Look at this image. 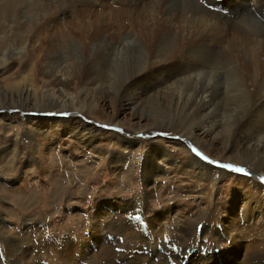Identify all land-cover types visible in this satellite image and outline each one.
Returning a JSON list of instances; mask_svg holds the SVG:
<instances>
[{"label": "bare ground", "instance_id": "obj_1", "mask_svg": "<svg viewBox=\"0 0 264 264\" xmlns=\"http://www.w3.org/2000/svg\"><path fill=\"white\" fill-rule=\"evenodd\" d=\"M180 1L36 0L40 7L23 11L19 7L26 0H0V4L3 3L0 5L1 30L4 28L1 25L8 18L19 14L29 20L31 28L25 34L27 40L22 47L13 45L0 50V70L10 64V54L15 55H11L13 58L27 56L23 60L25 67L33 62L28 74L15 72L9 83H0V113L14 108L51 113L48 119L30 117L27 120L34 128L26 130L25 137L33 142H36V136L54 130L55 126L56 134L52 136L61 134L60 126L65 124L57 118L66 110L91 118L99 117L100 107L110 94L96 91L97 78L89 79V69L92 70V64L100 60H125L133 50L134 62H141L143 67L124 80L121 93L113 98L115 108L130 100L129 106L134 107V101L154 97L156 101L175 109V114L176 109H183L185 118L187 113L198 115L199 123L189 128L186 125L188 129L167 123L164 125L187 141H192L190 144L209 157L215 158L216 150L220 148L221 153L227 155H221L227 163L239 161L251 169L253 176L263 177L264 140L259 135L264 134V0H230L228 3L227 0H204L208 1L204 4L191 0L184 5ZM43 2L45 8L42 7ZM149 2L154 4L152 8L150 6L151 17L143 20L137 12L145 9L143 6ZM6 44L0 47L4 48ZM12 49L19 51L12 52ZM69 52L80 54L84 63V67L73 76L77 78L76 83L84 85V88L78 85L75 92L69 91V74L65 76L66 71L53 66L58 58L72 57L67 56ZM219 98L227 100L220 101L218 105L232 122L226 141L218 133L224 123L221 124L212 115L216 105L214 100ZM117 115L115 109L114 117ZM107 124L120 126L114 122ZM254 124H259L255 126V134L247 132L246 128ZM74 125L66 127V130H76V133L84 130L90 143L92 135L100 132L80 119L75 120ZM140 129L130 127L136 133H141ZM117 138L119 145L125 148L119 158L131 160L128 151L132 142L123 137ZM18 143L14 144L15 151ZM163 143L153 140L146 145L148 162L145 170L153 173L142 177L145 196L152 194L158 185L157 176L164 169L159 163L169 162L174 170L183 168L191 177L210 187L213 203L194 211L191 221L177 225V232L171 233L162 207L153 203L155 206L149 210V201L142 194H134L131 201L125 196L119 199L110 197L109 200L98 195L94 206L96 221L93 230L90 229L91 243L82 247L86 254L82 255L81 263L214 264V261L220 260L221 264H264V227L262 232L254 231L255 226L252 227L253 219H258L264 211L257 208L258 205L264 206V188L258 186L255 192L241 190L220 204L217 185L226 172L204 159H197L181 143L178 146L184 150L185 159L176 157V153L169 154L166 149L169 147L165 148ZM30 148L26 152H31ZM15 151H12L13 157L18 156ZM237 177L244 187L250 183L247 177ZM56 186L52 196L62 191L60 183L57 182ZM19 193L22 195H15L13 202L20 206L28 203L30 197L21 191ZM243 195L256 208L246 211L245 216L250 217L249 226L241 234L233 235L231 242L227 243L228 238L222 234L216 221L233 216L237 200ZM261 216L264 220V213ZM3 239L14 248L15 239L5 236ZM22 250L23 245L18 247L17 254ZM91 254L93 256L88 261ZM17 261L21 264L23 260Z\"/></svg>", "mask_w": 264, "mask_h": 264}, {"label": "rangeland", "instance_id": "obj_2", "mask_svg": "<svg viewBox=\"0 0 264 264\" xmlns=\"http://www.w3.org/2000/svg\"><path fill=\"white\" fill-rule=\"evenodd\" d=\"M26 1L22 7H19L23 11L40 7L38 2H35L36 0ZM189 1L191 0H181L180 3L184 5L188 4ZM197 1L203 4L208 2L204 0ZM218 1L222 2V0ZM228 2L230 0H227L226 3ZM0 5H3V3ZM43 5L42 7L45 8L44 2ZM152 5L154 6L152 2L144 5L143 7L146 8L140 9L137 15L143 20L150 18ZM108 23L110 24V22ZM1 26L4 28L0 29V46L6 42L7 44L4 48L0 47V50L13 45L16 48L22 47V44L27 40L25 34L31 29L29 20L27 21L20 14L8 18ZM17 50L12 49V52H18L19 50ZM77 54L69 52L67 56L73 55L72 57L58 58L53 63V66L58 70L66 71L65 76L69 74V78H71L69 91L71 92H75L74 90L77 89L78 85L79 88H84V85L77 84V78L73 77L84 67L81 55L78 54L77 56ZM11 55L15 56L14 54L8 56L12 58L10 64L0 70L1 84L9 83L15 72L28 74L30 67L33 65V62L30 61L31 63L25 67L26 62L23 60L27 59V56L13 58ZM133 56L132 50L129 52L128 57H125V60L115 62L108 60V64V61L103 62L100 60V62L92 64V70L89 69L88 71L89 79L97 78L96 91L100 94H110L111 97L109 96L108 100L102 103L98 112L99 117L91 118L88 115L71 113L67 110L59 113L57 119L65 125L60 126L62 129H60L61 134L57 136H52V134H56L57 126H55L54 130L52 129L39 137L36 136V142L25 137L26 130L34 128V125L27 121L30 117L34 119H44L46 117L45 119H48L47 117L51 113L41 114V112L39 113L34 109L26 112L20 108L4 110L0 113V234L3 233L0 238V264H19L17 260H23L24 262L22 261L21 264H80L82 255L85 253L82 247L91 243L90 232L93 230L94 221H96L94 220L96 218L94 216V206L98 195H102L104 199L109 200H111L110 197L123 198L125 196L126 199L131 201L134 194H142L144 198H147V202L149 201L147 207L149 210L155 206L153 203L158 204L157 207H162L166 221L171 227V233L177 232V225H181L186 220L191 221V215L194 211L212 204L214 197L210 187L205 186L203 181L191 177L188 174L189 172L183 168L177 171L174 170V166L169 165V162L159 163L164 169L157 176L158 185H156L152 194L145 196L142 177L144 174L150 176L153 173L151 170L149 172L145 170L148 162V158L145 157L148 149L146 145L153 140L165 142L163 144H165V148L169 147L166 148L169 154L175 155L176 153V157L179 156L185 159L184 150L178 146V143H181L197 159H204L203 161L217 165L219 170L226 172V176L221 178L217 185L220 192L217 195L220 204H223L241 190L249 189L255 192L258 186L264 188V175L263 177L253 176L247 165L239 163V161L234 162L233 159L234 163H227L226 159L221 156L223 153H221L220 148L216 150L217 155H215V158L209 157L201 149H198L192 143L190 144L192 141H187L185 137L175 134L168 126L164 125L167 123L173 127L178 126L188 129L191 125L199 123L198 115L187 113V119L185 118V111V116L183 115V109H176L175 114V109L156 101L154 97H146L150 101L146 98L138 99V102H133L134 107L129 106L130 100L115 108L113 98L121 93L124 80L133 71L143 67L141 62H134L135 58ZM180 87L183 88V86ZM222 100L220 98L214 100L216 105L213 107L212 115L221 124L224 123L219 128L218 133L221 135V139L226 141L232 122L231 117L220 109L219 105ZM223 101L227 100L224 99ZM115 109L118 111L116 117H114ZM166 116L168 117L166 118ZM176 118L179 120H174ZM78 119L89 127H96L100 131L92 135L91 143L86 139L84 130L80 133H76V130L69 132L66 130V127L72 128L75 126L74 122ZM105 122H114L120 124V126L108 125ZM158 123L160 124L156 126ZM186 125H189L188 128ZM258 125L254 124L246 128L247 132L255 134V126ZM131 126L141 128L142 132L136 133L130 130ZM261 135L259 137L264 140V134ZM117 137H123L132 142L128 151L131 160L119 158L125 152V148L119 145ZM16 143L18 144L15 151L16 146L14 147V144ZM31 146L32 148H30ZM29 148L31 152H26ZM13 150L16 153L18 152L17 157H13ZM222 164L231 167L224 168L220 166ZM7 166H10V171ZM13 167L15 169H12ZM237 168L243 169V171H235ZM72 170H74V174ZM237 176L247 177L250 179V183L244 187ZM57 182L63 187L62 191L60 194L52 196L56 191ZM23 188L26 189L23 190ZM20 191L30 197V203H24L20 206L13 202L12 199L15 195H22L19 193ZM159 197L162 200L161 202H159ZM253 206L243 195L237 200L233 216L216 221L219 229L221 227L222 234L228 238L227 243L231 242L233 235L241 234L242 230L244 231L249 226L250 217L248 219L245 214L249 209L256 208V205ZM257 208L264 210V206L258 205ZM261 215L258 219L256 217L253 219L252 227L255 226L254 231H263L264 220ZM106 232L107 228H105L104 234ZM4 236L10 240L15 239L13 249L11 244L3 239ZM122 244L123 241H121ZM22 245L23 252L19 255L17 254L18 247ZM92 256V254L89 255L90 259L87 258L88 261L91 260ZM213 263L221 264L220 260Z\"/></svg>", "mask_w": 264, "mask_h": 264}, {"label": "snow or ice", "instance_id": "obj_3", "mask_svg": "<svg viewBox=\"0 0 264 264\" xmlns=\"http://www.w3.org/2000/svg\"><path fill=\"white\" fill-rule=\"evenodd\" d=\"M205 159H207V157H205ZM221 167H224V168H230L231 166L230 165H220ZM235 171H237V172H242L243 171V169H239V168H237V169H235Z\"/></svg>", "mask_w": 264, "mask_h": 264}]
</instances>
